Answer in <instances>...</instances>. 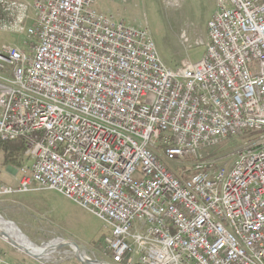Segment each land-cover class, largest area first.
Listing matches in <instances>:
<instances>
[{
	"label": "built area",
	"instance_id": "obj_1",
	"mask_svg": "<svg viewBox=\"0 0 264 264\" xmlns=\"http://www.w3.org/2000/svg\"><path fill=\"white\" fill-rule=\"evenodd\" d=\"M90 5L0 0L25 48H0V143L24 142L0 196L76 203L111 264H264V0H217L203 57L176 71L145 27ZM245 132L262 136L204 154Z\"/></svg>",
	"mask_w": 264,
	"mask_h": 264
},
{
	"label": "rangeland",
	"instance_id": "obj_2",
	"mask_svg": "<svg viewBox=\"0 0 264 264\" xmlns=\"http://www.w3.org/2000/svg\"><path fill=\"white\" fill-rule=\"evenodd\" d=\"M3 1L31 6L33 0ZM216 6L217 0H91L89 9L112 18L114 22L145 27L155 44L161 63L168 70L176 71L183 60L195 63L203 57L205 43L208 41V22ZM28 15L29 24L34 16L31 7ZM2 18L0 15V19ZM23 41V37L19 35L0 30V48L11 45L25 49ZM261 136V133L245 132L243 135L229 138L204 154L214 159L225 157ZM21 151L22 149L14 154L11 162H5L3 154L0 153L1 184L15 187L16 184L10 180L6 168L20 166L18 159ZM169 164L173 169L180 170L178 165ZM46 193L0 196V216L7 221L15 220L13 222L18 229L28 236L29 241L37 248H44L61 240L73 241L91 259L111 263L103 243L104 232L99 219L57 192ZM3 241L0 240V258L11 264H79L71 258L72 250L69 247H59L48 257L38 260L4 241L28 257L27 262L22 263L17 258L18 254L9 246H5ZM133 264L139 263L134 260Z\"/></svg>",
	"mask_w": 264,
	"mask_h": 264
},
{
	"label": "bare ground",
	"instance_id": "obj_3",
	"mask_svg": "<svg viewBox=\"0 0 264 264\" xmlns=\"http://www.w3.org/2000/svg\"><path fill=\"white\" fill-rule=\"evenodd\" d=\"M0 232L6 235L7 238L4 237V235H1L0 233V238L3 239L5 242H7L10 245L11 244L13 245V243H17L20 246L23 245L24 249H26L32 255H35L38 259L48 257L59 247H67L66 245H63L61 242H55L44 248H37L33 244H30L28 240H26L24 237H22L13 227H7L5 225H2L1 223H0Z\"/></svg>",
	"mask_w": 264,
	"mask_h": 264
},
{
	"label": "water",
	"instance_id": "obj_4",
	"mask_svg": "<svg viewBox=\"0 0 264 264\" xmlns=\"http://www.w3.org/2000/svg\"><path fill=\"white\" fill-rule=\"evenodd\" d=\"M0 222H2L3 224L7 225V226H11L13 227L22 237H24L26 240H28V242L30 244H32V242L29 241L28 237L26 235H24L19 229L18 227L11 221H7L5 220L3 217L0 216ZM2 232V231H1ZM0 232V233H1ZM1 235H4V237H6L5 234L1 233ZM7 238V237H6ZM63 245H66L67 247H70L72 249V255L71 258L78 262L79 264H111V263H106V262H102V261H97L94 259H91L90 257H88L87 255H85L80 248L76 245V243H74L73 241H68V240H61L60 241ZM12 245V244H11ZM14 248H16L17 250H19L20 252L24 253L25 255L32 257L34 259H38L35 255H32L31 253H29L26 249L23 248V245H18L17 243H13L12 245ZM39 260V259H38Z\"/></svg>",
	"mask_w": 264,
	"mask_h": 264
},
{
	"label": "crops",
	"instance_id": "obj_5",
	"mask_svg": "<svg viewBox=\"0 0 264 264\" xmlns=\"http://www.w3.org/2000/svg\"><path fill=\"white\" fill-rule=\"evenodd\" d=\"M6 170L8 171V173H9V175H10V180L12 181V182H15V187H17L18 186V181H19V172H18V168H16V167H14V166H8L7 168H6ZM11 186V185H10ZM48 191H51V190H47V191H39V190H33V191H31V192H29V194H35V195H38V194H40L41 192H48ZM55 192V191H54ZM19 194H21V193H19ZM24 194V193H23ZM47 194V193H46ZM59 194V193H58ZM62 196V195H61ZM9 220V219H8ZM10 221V220H9ZM13 221H15V220H13ZM13 221H11V222H13ZM14 224H15V222H13ZM5 225V224H4ZM5 226H7V225H5ZM7 227H11V226H7ZM28 237V236H27ZM29 238V237H28ZM30 239V238H29ZM1 240V239H0ZM4 242V241H3ZM4 245L5 246H9L7 243H5L4 242ZM10 247V246H9ZM13 247V246H12ZM12 247H10V248H12ZM14 248V247H13ZM12 248V249H13ZM15 252H16V254H18V259H20V261L22 262V263H26L27 261V258L28 257H26L25 255H23L22 253H20L19 251H17L16 249H13ZM10 263V262H9Z\"/></svg>",
	"mask_w": 264,
	"mask_h": 264
},
{
	"label": "trees",
	"instance_id": "obj_6",
	"mask_svg": "<svg viewBox=\"0 0 264 264\" xmlns=\"http://www.w3.org/2000/svg\"><path fill=\"white\" fill-rule=\"evenodd\" d=\"M24 142L15 140L7 143H0V153L3 154L5 162H11L14 154L23 149Z\"/></svg>",
	"mask_w": 264,
	"mask_h": 264
}]
</instances>
